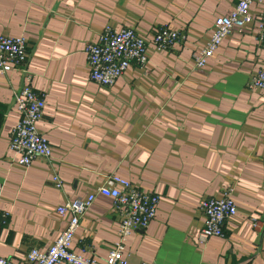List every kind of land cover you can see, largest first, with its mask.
Masks as SVG:
<instances>
[{"label": "crops", "instance_id": "1", "mask_svg": "<svg viewBox=\"0 0 264 264\" xmlns=\"http://www.w3.org/2000/svg\"><path fill=\"white\" fill-rule=\"evenodd\" d=\"M238 1L0 0V34L27 40L31 84L46 102L37 127L53 147L51 158L19 164L9 146L20 117L14 91L28 80L0 71V256L22 263L31 248L47 250L67 224L57 208L95 192L71 248L104 263L121 216L97 188L117 175L161 196L156 217L126 242L128 264H264V90L249 86L264 68L255 23L194 64L216 17ZM262 7L257 0L252 14ZM107 25L148 40L146 64L132 62L111 86L90 78L85 51ZM165 28L182 37L158 50L153 36ZM228 192L238 215L224 236L200 241L201 200Z\"/></svg>", "mask_w": 264, "mask_h": 264}, {"label": "built area", "instance_id": "2", "mask_svg": "<svg viewBox=\"0 0 264 264\" xmlns=\"http://www.w3.org/2000/svg\"><path fill=\"white\" fill-rule=\"evenodd\" d=\"M255 2L257 0H239L230 13L216 17L211 38L194 55L196 67H204L228 35L242 32L250 23H255L256 38L264 47V7L257 16L253 15L251 9ZM181 37L180 32L165 28L154 34L153 43L156 49L163 50L170 48ZM147 43V38L133 27L116 29L107 25L97 41L88 43L85 47L90 78L103 86L113 85L132 62L146 64ZM28 56L25 37L0 34V71H21L28 80L14 91V102L20 117L12 129L9 143L10 149L20 156L19 164L25 167L31 166L39 156L51 158L53 155L50 141L37 127V122L43 117L46 102L44 93L35 90L31 84L32 76L27 69ZM249 86L264 90V68L252 75ZM1 119L0 115V125ZM52 184L57 189L63 187V181L57 174L52 176ZM97 192L112 197L121 216L117 240L104 263L94 257L77 254L71 248L80 225V217L89 210L96 198V193L92 192L85 198H77L57 208L60 215L67 217V224L59 238L47 250L31 248L27 252L26 261L22 263L0 256V264H128L124 256L126 242L133 230L147 228L156 217L161 196L145 192L117 175H109L105 183L97 188ZM199 210L204 216V226L199 235L202 242L212 236H224L226 221L239 212L231 192L202 199ZM7 219L8 213L0 210V221L6 222Z\"/></svg>", "mask_w": 264, "mask_h": 264}]
</instances>
